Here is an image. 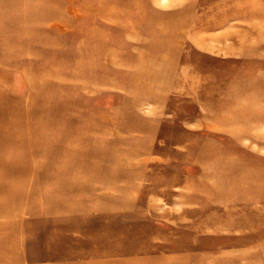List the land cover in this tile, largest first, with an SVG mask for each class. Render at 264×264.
<instances>
[{
	"label": "rangeland",
	"instance_id": "1",
	"mask_svg": "<svg viewBox=\"0 0 264 264\" xmlns=\"http://www.w3.org/2000/svg\"><path fill=\"white\" fill-rule=\"evenodd\" d=\"M34 3L0 34V264H264L233 188L264 192V0Z\"/></svg>",
	"mask_w": 264,
	"mask_h": 264
},
{
	"label": "bare ground",
	"instance_id": "2",
	"mask_svg": "<svg viewBox=\"0 0 264 264\" xmlns=\"http://www.w3.org/2000/svg\"><path fill=\"white\" fill-rule=\"evenodd\" d=\"M34 5H36V3H34V0L33 1H30V2H28L27 0H0V18L6 19V17H7V14L6 13H7L8 10H14V11H16V14L14 16H11L10 17L11 19H9V23H7V24L5 23V25H3V26L0 27V34H3L2 32L6 31L7 29H11L12 28V27H8V25H16V26H19L20 28H23V29H29V28L34 27V22H35L34 20H36V17H37V19L39 21H46V18H48L49 16H53L52 13H46V11H44V10H40V11L37 10V8H34ZM217 30H219V29H217ZM1 39H2V37H0V45H6L8 40L7 39H2L1 40ZM22 43H24V42H22ZM13 45H14V43H13ZM17 45L19 47V44L18 43L15 44V47ZM4 112H5L4 113V116H7V118H8L7 120H9L13 116V114H14V113L12 114V110L11 109L5 110ZM255 123H257V122H255ZM28 143H29V140H28ZM63 150H65V149H63ZM239 173L240 172H235V174L233 176H236ZM234 187H235L236 190L241 189V191H243L244 189H247V190H250V192H252L249 196H247V198H246V201L247 202H252V201H255V200H259V199H256V198H258V197L262 198L264 196V194H262L264 192L259 189V186H257V187L254 186L253 184L250 183V180H247V179H244L243 180V183L240 182V184H238L236 186H233V188ZM11 240L12 241H15L13 239H11ZM14 255H16V253ZM15 264H16V261H15Z\"/></svg>",
	"mask_w": 264,
	"mask_h": 264
}]
</instances>
